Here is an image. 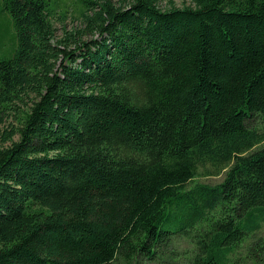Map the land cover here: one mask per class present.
Listing matches in <instances>:
<instances>
[{
    "label": "trees",
    "instance_id": "trees-1",
    "mask_svg": "<svg viewBox=\"0 0 264 264\" xmlns=\"http://www.w3.org/2000/svg\"><path fill=\"white\" fill-rule=\"evenodd\" d=\"M183 1L3 0L0 264H264V0Z\"/></svg>",
    "mask_w": 264,
    "mask_h": 264
},
{
    "label": "rangeland",
    "instance_id": "rangeland-1",
    "mask_svg": "<svg viewBox=\"0 0 264 264\" xmlns=\"http://www.w3.org/2000/svg\"><path fill=\"white\" fill-rule=\"evenodd\" d=\"M85 0H46L47 10L50 12L52 22L56 28V35L62 34V27L65 29H71L73 27H79L81 25L80 12L84 9ZM3 0H0V8ZM174 5L181 6L184 4L183 0H172ZM158 5L161 8H166L169 6V0H159ZM82 26V25H81ZM98 36L97 33L94 35L86 32L81 35L86 40ZM16 46L15 40V29L13 27L10 15L6 12H0V56L9 57L12 55L13 50ZM252 125L256 126L259 130H264V119L256 118L253 120ZM7 126V122H4L0 128ZM8 128V126H7ZM14 139L17 138V135L13 136ZM223 177V173L220 175L213 176H200L197 177V180L209 184H214L219 182ZM261 234L264 236V223L261 228ZM245 251L239 253V262L240 264H253L249 260H245L243 256ZM111 264H125L122 260H119Z\"/></svg>",
    "mask_w": 264,
    "mask_h": 264
}]
</instances>
